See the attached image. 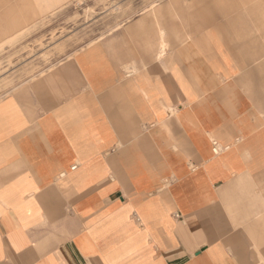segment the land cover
Returning a JSON list of instances; mask_svg holds the SVG:
<instances>
[{"label": "crops", "instance_id": "0c3cea01", "mask_svg": "<svg viewBox=\"0 0 264 264\" xmlns=\"http://www.w3.org/2000/svg\"><path fill=\"white\" fill-rule=\"evenodd\" d=\"M262 9L157 3L3 96L0 264H264Z\"/></svg>", "mask_w": 264, "mask_h": 264}, {"label": "rangeland", "instance_id": "374dc122", "mask_svg": "<svg viewBox=\"0 0 264 264\" xmlns=\"http://www.w3.org/2000/svg\"><path fill=\"white\" fill-rule=\"evenodd\" d=\"M168 0H0V99L142 10ZM231 0H177L216 9ZM258 4L264 0H237ZM258 11L264 13V10Z\"/></svg>", "mask_w": 264, "mask_h": 264}, {"label": "built area", "instance_id": "2783aa9c", "mask_svg": "<svg viewBox=\"0 0 264 264\" xmlns=\"http://www.w3.org/2000/svg\"><path fill=\"white\" fill-rule=\"evenodd\" d=\"M177 216H179V214Z\"/></svg>", "mask_w": 264, "mask_h": 264}]
</instances>
